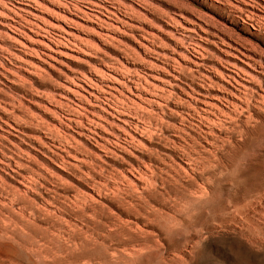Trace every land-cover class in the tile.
<instances>
[{
	"label": "rangeland",
	"instance_id": "374dc122",
	"mask_svg": "<svg viewBox=\"0 0 264 264\" xmlns=\"http://www.w3.org/2000/svg\"><path fill=\"white\" fill-rule=\"evenodd\" d=\"M0 264H264V0H0Z\"/></svg>",
	"mask_w": 264,
	"mask_h": 264
},
{
	"label": "bare ground",
	"instance_id": "6f19581e",
	"mask_svg": "<svg viewBox=\"0 0 264 264\" xmlns=\"http://www.w3.org/2000/svg\"><path fill=\"white\" fill-rule=\"evenodd\" d=\"M243 56H244V55H243ZM247 59H248V58H247ZM241 61H242V60H241ZM224 63H225V62H224ZM221 66H222V65H221ZM249 67H250V66H249ZM241 72H242V71H241ZM218 73H219V72H218ZM239 74H240V73H239ZM221 75H222V73H221ZM235 75H236V74H235ZM221 77H222V76H221ZM240 77H241V75H240ZM228 78H229V77H228ZM230 78H231V77H230ZM223 79H227V78L223 77ZM232 80H233V77H232ZM226 81H227V80H225V82H226ZM229 82L231 83L232 81L228 80L226 83L229 84ZM234 82L237 83L238 81L236 80V81H234ZM205 83H206V82H205ZM238 83H239V82H238ZM231 85H232V84H231ZM234 85H235V84H234ZM236 85H237V84H236ZM238 85H239V84H238ZM206 86H207V85H206ZM206 86H205V87H206ZM208 86L210 87V85H208ZM218 86H219V85H218ZM203 87H204V86H203ZM234 87H236V86H234ZM210 88L212 89V87H210ZM210 88H209V89H210ZM205 89H206V88H205ZM219 89H220V88H219ZM207 90H208V89H207ZM225 90H226V89H225ZM222 91H224V90H222ZM226 92H228V91H226ZM227 94H228V93H227ZM229 94H230V93H229ZM233 94H234V93H233ZM235 96H236V95H235ZM235 96L233 95V97H235ZM231 97H232V94H231ZM214 98H215V97H214ZM238 98H239V97H238ZM238 98L236 97V99H238ZM240 98H243V97H240ZM162 99H163V97H162ZM169 99H171V98H169ZM210 99H211V98H210ZM217 99H218V98H217ZM217 99H215V100H217ZM221 99H222V98H221ZM225 99H227V98H225ZM233 99H234V98H233ZM211 100H213V99H211ZM223 100H224V99H223ZM240 100H241V99H240ZM217 101H220V99L217 100ZM226 101H227V100H226ZM226 101H225V102H226ZM228 101L230 102L231 100L228 99ZM238 101H239V99H238ZM220 102H222V101H220ZM204 103H205V102H204ZM206 103H207V102H206ZM209 103H210V102H209ZM227 103H228V102H227ZM229 104H230V103H229ZM229 104H227V105H229ZM235 104H236V103H235ZM235 104H234V105H235ZM208 105H209L210 107L214 106L213 104H211L212 106H211L210 104H207L206 107H208ZM230 105H232V104H230ZM204 106H205V105H204ZM215 106H216V105H215ZM215 106H214V108H217V107H218V106H217V107H215ZM232 106H233V105H232ZM210 107H209V109H210ZM233 107H234V106H233ZM212 108H213V107H212ZM218 108H219V107H218ZM218 108H217V109H214V110H218ZM237 109H238V107H237ZM195 110H197V109H195ZM202 110H203V109H202ZM204 110H205V109H204ZM221 110H222V109H221ZM205 111H206V110H205ZM203 112H204V111H203ZM207 112H208V111H207ZM221 112H223V111H221ZM221 112H220V110H219V114H222ZM196 113H198V112H196ZM196 113H195V114H196ZM205 113H206V112H205ZM209 113L211 114L210 110H209ZM215 113H216V111H215ZM190 114H191V113H190ZM190 114H189V115H190ZM200 114H204V113H200ZM200 114H199V115H200ZM187 115H188V114H187ZM189 115H188V116H189ZM192 115H193V114H192ZM192 115H191V116H192ZM204 115H205V114H204ZM206 115H207V114H206ZM214 115H215V114H214ZM225 115H226V114H225ZM228 115H229V114H228ZM181 116H182V115H181ZM191 116H190L189 118H191ZM193 116H194V115H193ZM195 116H196V115H195ZM195 116H194V119H195ZM218 116H219V115H218ZM221 116H222V115H221ZM197 117H198V116H197ZM199 117H200V116H199ZM215 117H217V116L215 115ZM230 117H231V116H230ZM204 118H206V117H204ZM228 118H229V117H228ZM228 118H227V119H228ZM149 119H150V118H149ZM206 119H207V118H206ZM206 119H205V121H206ZM150 120H151V119H150ZM183 120H184V119H183ZM187 120H188V119H187ZM203 120H204V119L201 118V121H202V122H205V121H203ZM207 120H208V119H207ZM184 121H186V120H184ZM209 121H210V120H209ZM209 121H207V122H209ZM221 121H222V120H221ZM157 122H158V121H157ZM188 122H189V121H187V123H188ZM158 123H159V122H158ZM162 123H164V122H162ZM162 123H161V124H162ZM198 123H199V122H198ZM211 123H212V122H211ZM185 124H186V123H185ZM205 124H206V122H205ZM158 125H159V124H158ZM164 125H165V124H164ZM200 125H201V123H200ZM184 127H185V126H184ZM198 127H199V126H198ZM134 128H135V127H134ZM162 128H163V127H162ZM167 128H168V127H167ZM167 128H165V129H167ZM136 129H138V128L136 127ZM175 130H176V132H177V130H179V129H175ZM182 130L184 131L185 129H180L179 131L182 132ZM167 131H168V130H167ZM137 132H138V130H137ZM144 133H145V132H144ZM154 133H155V132H154ZM179 133H180V132H179ZM184 133H185V132H184ZM187 134H188V132H187ZM187 134H186V135H187ZM128 135H130V134H128ZM182 135H183V134H182ZM209 135H210V134H209ZM176 136H177V135H176ZM180 136H181V134H180ZM180 136H178V139H179V138H182V136H181V137H180ZM188 136H190V135H188ZM130 137H131V136H130ZM130 137H129V138H130ZM190 137H191V136H190ZM131 138H132V137H131ZM149 138H150V137H149ZM183 138H184V137H183ZM186 138H187V137H186ZM132 139H133V138H132ZM188 139H189V138H188ZM133 140H134V139H133ZM133 140H132V141H133ZM181 140H182V139H181ZM184 140H186V139L184 138ZM184 140H183V141H184ZM189 140H190V139H189ZM152 141H153V140H152ZM186 141H187V140H186ZM186 141H185V142H186ZM195 141H196V140H195ZM127 142H128V141H127ZM169 142H171V141H169ZM187 142H188V141H187ZM187 142H186V143H187ZM170 144H171V143H170ZM150 145H151V144H150ZM166 145H167V143H166ZM174 145H175V143H174ZM167 146H168V145H167ZM167 146H164V147L167 148V149H169L170 146H169V147H167ZM171 146H172V145H171ZM175 146H176V145H175ZM135 148H136V147H135ZM142 148H143V147H142ZM151 148H152V147H151ZM176 148H177V150H179L178 147H176ZM182 148H183V147H182ZM140 149H141V148H140ZM173 149H174V147H173ZM184 149H185V148H184ZM149 150H150V149H149ZM171 150H172V148H171ZM175 150H176V149H175ZM181 150H182V149H181ZM150 151H151V150H150ZM150 151H149V153H151ZM152 152H153V154H152V156H153V155L155 154L154 152H156V151H152ZM157 152H159V150H157ZM157 152H156V153H157ZM146 153H147V152H146ZM146 153H143V154L145 155ZM149 153H148V154H149ZM159 153H160V154L158 155V157L160 156V157L162 158V156H161L162 153H161V152H159ZM129 154H130V153H129ZM133 154H134V153H133ZM148 154H147V156H148ZM186 154H187V153H186ZM155 155H156V154H155ZM163 155H164V154H163ZM189 155H190V153H189ZM189 155H188V156H189ZM152 156H151V157H152ZM188 156H187V157H188ZM167 157H168V156H167ZM190 157H191V156H190ZM190 157H188V160H189ZM156 159H157V157H156ZM158 159H159V158H158ZM152 160H153V159H152ZM168 160H170V159L168 158ZM155 161H156V160H155ZM160 161H161V160H160ZM164 161H165V160H164ZM164 161L162 160V163H163V164H166V163H167V162H166L167 160L165 161L166 163H164ZM171 161H172V160H171ZM190 161H191V160H190ZM192 161H193V160H192ZM150 162H151V161H150ZM158 162H159V161H158ZM172 162H173V161H172ZM145 163H146V161L144 162V164H145ZM156 163H157V161H156ZM91 164H92V163H91ZM94 164H95V163H94ZM144 164H143V165H144ZM160 164H161V163H160ZM169 164H170V162H169ZM169 164H166V165L168 166ZM147 165H149V164H147ZM153 165H154V164H153ZM166 165H164V166L166 167ZM133 166H134V165H133ZM154 166H155V165H154ZM162 166H163V165H162ZM171 166H172V168L174 167L173 164H172ZM142 167H143V166H142ZM146 167H148V166H146ZM150 167L152 168L151 165H150ZM144 168H145V167H144ZM153 168H154V167H153ZM170 168H171V167H170ZM92 169H94V168H92ZM140 169H141V168H140ZM157 169L159 170L158 167H157ZM164 169L166 170V168H164ZM167 169H168V168H167ZM132 170H133V169H132ZM142 170H144V169H142ZM142 170H141V172H142ZM148 170H149V169H148ZM148 170H147V171H148ZM152 170H154V169H151V171H152ZM174 170H175V167H174ZM138 171H139V170H138ZM155 171H156V170H155ZM168 171H169V170H168ZM168 171H167V172H168ZM175 171H176V170H175ZM136 172H137V170H136ZM136 172H135V173H136ZM139 172H140V171H139ZM144 172H145V171H144ZM162 172H163V170H162ZM167 172H166V173H167ZM170 172H171V169H170ZM172 172H173V170H172ZM178 172H179V171H178ZM154 173H156V172H153V174H154ZM168 173H169V172H168ZM138 174H139V173H138ZM143 174H144V173H142V175H143ZM145 174H146V172H145ZM153 174H152V175H153ZM157 174H158V173H157ZM157 174H155V175L158 176ZM169 174L171 175V173H169ZM133 175H134V174H133ZM140 175H141V174H140ZM140 175H139V176H140ZM142 175H141L140 177H142ZM147 175H148V174H147ZM155 175H154V176H155ZM145 176H146V175H145ZM154 176H152V177H154ZM146 177H147V176H146ZM152 177H151V178H152ZM173 177H174V176H173ZM142 178H144V177H142ZM144 180H145V179H144ZM150 180H151V179H150ZM162 181H163V180H162ZM35 182H36V181H35ZM147 182H148V181H147ZM151 182H152V180H151ZM151 182H149V183H151ZM157 182H158V181H157ZM157 182H156V183H157ZM163 182H164V181H163ZM153 183H154V181H153ZM156 183H154V184H156ZM157 184H158V183H157ZM164 184H165V183H164ZM164 184H163V185H164ZM148 185H149V184H148ZM150 185H153V184H150ZM165 185H166V184H165ZM153 186H155V185H153ZM4 190H5V189H4ZM177 198H178V197H177ZM179 199H180V198H179ZM181 200H182V199H181ZM183 200H184V199H183ZM28 206H29V205H28ZM22 209H23V208H22ZM25 210H26V209H25ZM179 213H180V212H179ZM155 214H156V213H155ZM182 214H183V213H182ZM151 218H152V217H151ZM158 223H159V222H158ZM163 227H164V226H163ZM31 230H32V232L29 231V233L31 232V233H30V236L33 235L32 237H34V234H32V233H34L33 231H36V230H37V232H38V229H35V230L31 229ZM39 230H40V229H39ZM168 230H169V229H168ZM35 233H36V232H35ZM39 233H40V232H38L37 234H39ZM31 234H32V235H31ZM37 234H36V235H37ZM39 235H40V234H39ZM39 235H38V236H39ZM30 236H28V238H29ZM42 236H43V235H42ZM42 236H41V237H42ZM28 238H27L26 240H28ZM43 238H44V237H43ZM46 238H47V236L45 237V239H46ZM32 239H34V240H32ZM35 239H37V238H35V237H34V238H31V239L29 238V241L32 240V243L35 244V243H36V240H35ZM38 239H39V238H38ZM38 239H37V240H38ZM41 239H42V238H41ZM48 239H49V238H48ZM43 240H44V239H43ZM33 241H35V242H33ZM45 242H46V240H45ZM49 244H50V243H49ZM32 245H33V244H32ZM34 246H35V245H34ZM47 252H49V251H47Z\"/></svg>",
	"mask_w": 264,
	"mask_h": 264
}]
</instances>
